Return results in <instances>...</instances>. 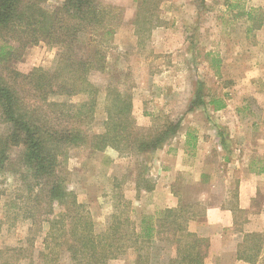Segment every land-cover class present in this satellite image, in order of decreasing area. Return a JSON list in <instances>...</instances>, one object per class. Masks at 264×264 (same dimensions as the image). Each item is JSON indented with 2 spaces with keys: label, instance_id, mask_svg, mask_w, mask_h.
<instances>
[{
  "label": "rangeland",
  "instance_id": "1",
  "mask_svg": "<svg viewBox=\"0 0 264 264\" xmlns=\"http://www.w3.org/2000/svg\"><path fill=\"white\" fill-rule=\"evenodd\" d=\"M99 1L116 8L114 14L119 26L107 50L106 70L94 71L90 77L100 87L92 132L99 134L104 129L107 86L125 82L133 95V113L139 127L153 128L167 121L181 120L184 130L189 128L196 136L203 133L201 171L192 169L195 167L192 154L197 152L192 150L188 162L184 163L189 170L174 187L181 195V205L193 213L203 214L204 196L212 205L225 201V189L230 185L225 182L226 173L222 171L229 162L238 161V176L247 172V167L255 171L264 167V0ZM60 3L62 0H46L45 5L52 8ZM88 41V36H81L80 44L86 45ZM60 55L58 47L42 42L28 47L23 59L13 67L22 73L35 68L53 70ZM199 90L206 105L196 107L194 102ZM86 98L78 95L72 99H53L79 103ZM218 98L227 106L215 111L210 102ZM9 129L0 122V136ZM22 152L21 146L12 149L11 165L0 173V192L6 191L1 196L0 250L22 248L23 259L18 264H43L38 254L50 243L45 241L48 222L32 225L29 220L19 219L12 225L4 218V205L20 185L18 175L11 169H16ZM158 153L157 150L137 157H121L114 149L94 154L85 150L68 152L63 170L68 176L69 189L76 193L80 203L87 205L98 229L110 223L121 202L114 198L117 194L129 203L127 215L140 226L145 218L135 209H141L151 198L141 191L146 190L145 185L152 186L146 181L148 173L153 178L158 175ZM198 176L202 183L195 181ZM236 186L232 182L231 187ZM235 195H232V205ZM251 212V215L239 212L238 225L263 228L253 233L264 236V186L258 191ZM45 251L50 253L49 248ZM215 253L211 259L207 258V264H222L216 260L218 252ZM134 261L135 257L128 254L109 264H133ZM59 264H72V261L63 254ZM227 264L248 263L238 261L236 254ZM255 264H264V237L263 251Z\"/></svg>",
  "mask_w": 264,
  "mask_h": 264
},
{
  "label": "trees",
  "instance_id": "2",
  "mask_svg": "<svg viewBox=\"0 0 264 264\" xmlns=\"http://www.w3.org/2000/svg\"><path fill=\"white\" fill-rule=\"evenodd\" d=\"M45 4L46 0H0V122L10 127L0 136V173L11 165L10 151L24 147L16 169H11L20 185L4 205V218L12 225L19 219L32 225L48 222L45 241L50 243L45 250L49 248L50 253L43 250L38 254L43 264H59L63 254L72 264H109L130 251L135 253L133 264H207L210 240L188 228L202 214L186 205L167 208L137 226L127 215L129 203L115 194L121 202L107 227L98 229L87 205L69 189L63 170L68 152L94 154L110 148L121 157L141 156L169 143L182 123L139 127L133 95L124 82L107 86L104 129L93 133L100 87L90 77L94 71L106 70L107 50L119 26L116 8L99 0H62L52 8ZM82 35L89 38L86 45L80 44ZM42 42L61 50L53 70L35 68L22 73L13 67L28 47ZM78 95L87 98L79 103L53 99ZM210 104L215 111L227 106L222 98ZM205 105L199 90L194 106ZM219 136L224 138L222 133ZM187 138L191 152L197 136L189 132ZM5 194L0 192V207ZM263 237L246 234L238 245V261L255 264L263 251ZM30 243L33 247L34 240ZM21 249L0 250L1 264H18L23 259Z\"/></svg>",
  "mask_w": 264,
  "mask_h": 264
},
{
  "label": "crops",
  "instance_id": "3",
  "mask_svg": "<svg viewBox=\"0 0 264 264\" xmlns=\"http://www.w3.org/2000/svg\"><path fill=\"white\" fill-rule=\"evenodd\" d=\"M184 129L185 128L181 126L178 134L169 143L158 150L159 160L156 162L158 175L153 178L152 174L148 173L146 176V181L152 183V189L142 190L141 192L148 194V197L151 198L141 209H135V212L139 216L150 218L167 208H177L179 206L181 195L177 190L176 192L174 191V187L188 169L187 164L184 163L188 162L187 157L190 155L187 145V134L190 130L189 128L187 130ZM202 134L203 133L197 136L195 148L197 152L192 154L193 157H195V167L192 168L193 171H201V161L204 158V135ZM235 164H237V166H233ZM228 165L229 166L222 171L227 175H225V182L230 185L225 189V201L212 205L208 203V197L204 196L201 199L206 206L204 213L191 220L188 224V228L191 232L200 237L210 239L211 256L209 255V258L211 259L212 255L216 254V251L219 254L216 260H220L222 264H227V261L232 255L236 256L237 247L242 243L246 234L263 230V228H250V226L243 228L239 226L237 214L239 212H249V214H252L253 201L258 191L264 186V171H255L247 167V172H241L238 176L237 173H240L237 172L240 169L238 161L234 163L229 162ZM204 173L207 175L209 174L207 169L204 170ZM195 181L197 183H202V179H200L199 176ZM234 181L237 186L232 188L231 184ZM232 195L236 197L233 205L231 203L233 199ZM129 254L135 257L134 251H130Z\"/></svg>",
  "mask_w": 264,
  "mask_h": 264
}]
</instances>
